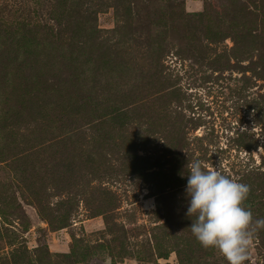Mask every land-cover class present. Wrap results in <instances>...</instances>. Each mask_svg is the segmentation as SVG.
<instances>
[{
	"label": "rangeland",
	"instance_id": "374dc122",
	"mask_svg": "<svg viewBox=\"0 0 264 264\" xmlns=\"http://www.w3.org/2000/svg\"><path fill=\"white\" fill-rule=\"evenodd\" d=\"M189 157L264 218V0H0V264H228Z\"/></svg>",
	"mask_w": 264,
	"mask_h": 264
},
{
	"label": "clouds",
	"instance_id": "9594fccd",
	"mask_svg": "<svg viewBox=\"0 0 264 264\" xmlns=\"http://www.w3.org/2000/svg\"><path fill=\"white\" fill-rule=\"evenodd\" d=\"M186 167V215L192 219V234L204 249H215L228 264H244L254 234L264 229V218L254 219L251 209L244 206L250 186L198 159L189 157Z\"/></svg>",
	"mask_w": 264,
	"mask_h": 264
},
{
	"label": "trees",
	"instance_id": "16d2710c",
	"mask_svg": "<svg viewBox=\"0 0 264 264\" xmlns=\"http://www.w3.org/2000/svg\"><path fill=\"white\" fill-rule=\"evenodd\" d=\"M245 147H248V145H245ZM187 175H188V173H187ZM252 201H245V205H246V207H248V208H250L251 209V211L252 212H254V210L256 211L257 210V208H255L254 207V209H253V207H252ZM160 257H164V258H166L167 257V253H162V255H160ZM181 263H183V262H181V258H180V262H179V264H181Z\"/></svg>",
	"mask_w": 264,
	"mask_h": 264
}]
</instances>
